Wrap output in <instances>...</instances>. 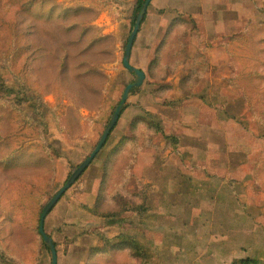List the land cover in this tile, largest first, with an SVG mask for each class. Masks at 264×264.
I'll list each match as a JSON object with an SVG mask.
<instances>
[{"label":"rangeland","instance_id":"1","mask_svg":"<svg viewBox=\"0 0 264 264\" xmlns=\"http://www.w3.org/2000/svg\"><path fill=\"white\" fill-rule=\"evenodd\" d=\"M53 1L88 8L89 11L75 15L82 25L97 13L90 25L102 35L115 38L113 44L106 41L86 53L82 44H69L76 35L64 36L58 20L47 18L43 7L29 9L23 15L14 13L9 4L0 0V9L6 10L8 19L16 15L27 33L20 41L28 47L21 78L29 82L36 95L43 92L38 97L50 111L46 118L35 113V99L14 105L22 115L21 121L11 110L7 111L0 119V134H16L23 123L24 131H32L30 121L46 124L57 164L52 189L55 193L89 155L104 130L96 122L103 100L99 110L80 109L81 132L74 138L64 134L65 108L72 107L76 112L75 107L82 104L83 98L79 88H85V83L86 94H91L96 86L104 95L110 90L119 92L133 79L130 73L121 71L120 62L129 23L140 9H136V0ZM176 10L193 15L197 25L172 33L168 51H173L174 57L168 52L167 59H162L157 48L170 21L179 17ZM73 17L70 14L62 22L68 25ZM261 22L264 0H151L140 22L130 62L167 87L151 94L150 85H144L145 76L144 86L131 91L128 108L79 182L46 216V233L56 241L59 264H84L89 250L98 244L95 235L85 233L90 231L108 237L120 232L132 236L146 254L145 264H232L241 258H264V43L263 50L255 54L250 41H233L227 47L224 39L235 34L243 37ZM260 36L264 37V32ZM153 38L156 42L150 53L144 47ZM1 46L8 51L13 44L8 41ZM64 51L68 52L69 72L60 77L57 71ZM111 52L113 61L109 60ZM6 57L0 52V61ZM83 59L90 60L109 81L73 79L72 68ZM174 64V70L166 75L165 71ZM196 65L200 72L180 86V80ZM250 75L256 77L253 83L248 80ZM241 93L247 98L240 100ZM12 101L11 97L6 99ZM3 110L0 107V113ZM142 110L156 116L161 132L153 146L140 148L132 157L134 174H129L126 190L137 194L143 187L147 191V213L97 218L89 209L98 192L99 168L119 138L127 133L131 119L144 116ZM72 132H79L75 124ZM38 173L0 170V187L11 183L16 175L30 178ZM168 191L172 192L171 197L166 196ZM106 208L115 209L111 205ZM21 235L20 225L13 228L0 223V246L8 253ZM65 239L70 243H65ZM49 258L50 254H44L40 264H50Z\"/></svg>","mask_w":264,"mask_h":264},{"label":"trees","instance_id":"2","mask_svg":"<svg viewBox=\"0 0 264 264\" xmlns=\"http://www.w3.org/2000/svg\"><path fill=\"white\" fill-rule=\"evenodd\" d=\"M3 1L9 4L14 13L23 15H26L29 9L43 7L47 18L51 20L55 18L58 20V28L64 36L76 35V38L71 40L69 44L71 46L82 44L83 52L90 53L93 48L103 46L102 44L106 41L112 44L115 41L113 35H102L98 29L90 25V22L97 13H94V16L88 19V24L85 22V24L82 25L78 20H75V15H78L79 11H89L88 8H77L75 6L72 7V5L63 6L60 3H55L53 0ZM144 1L145 0L135 1L137 10L142 7ZM175 13H179V17H173L170 21L165 37L157 48V51L160 52L159 56L162 59H167L166 56L169 52L168 47H170L169 39L172 33L176 32L179 28H186L187 26L195 27L197 25V21L193 15L178 11H175ZM70 14L74 17L72 22L67 25L62 21ZM134 22L135 19L130 21L126 38H128L131 32ZM91 31L92 34H89ZM190 32L191 29L189 33ZM262 32H264V22L259 23L255 27H251L243 37H238L237 34L224 37L226 40L225 46L228 47L233 41L246 40L250 41V43L255 46V54H259V52L263 50L261 44L264 43V37L260 36ZM11 34L12 36L10 37ZM26 36L27 33L24 31L22 22L17 19V16L13 15L12 20H9L6 10L0 9V52L7 55L6 58L0 61V107L4 108L0 113V119L3 118V114L11 110L18 116V121L20 122L22 115L14 105L19 106L32 99L37 101L36 107L32 109L35 113L42 114L43 117L46 118L50 112L49 108L44 106L41 98L38 97L39 95H43V92L36 95L30 89L29 82L21 78V68L26 60L24 59V54L26 53L25 49L28 47L22 45L20 41H23ZM175 40L177 39L173 41L176 42ZM8 41L12 43L13 46L8 51H5V47L1 46V44L3 42L7 44ZM181 46H184V44H181ZM110 54L109 60H115L113 52ZM174 54L173 51L169 52L171 57H174ZM197 58L198 57H196V59ZM59 60L57 75L64 77L69 72L68 52L64 51ZM20 63L21 66L19 67ZM130 65L133 66L131 62ZM174 68L175 64L170 67V71H165V74H170ZM120 69L129 74L122 66V61L120 62ZM72 70L75 71L73 79L79 82H81L82 77L91 80L105 78L107 82L109 81V77L100 72L94 64L87 59L81 60ZM200 70L196 65L192 70L188 71L187 76L180 80V86L184 84L185 80L197 75ZM144 74L146 76L144 85H150L151 94L167 87L165 83L156 82L154 79L150 78L147 73ZM255 79L256 77L253 75H250L248 78L250 83H253ZM131 82H133L132 78L127 84ZM84 86L85 88H79L83 98L82 104L75 107L76 112L73 113L72 107L67 106L65 108L63 114L65 120V136L74 138L79 135L81 132L80 109H87L89 111L99 110L102 100L104 101V106L99 112L96 122L102 129H105L110 117L120 103L121 93L123 92L121 90L125 87H122L119 92L110 90L102 95L101 90H97L98 87L94 85V88L91 89V94H86L88 87L86 83ZM133 90L134 89L131 91ZM8 97H11L13 101L6 102ZM245 98H247V96L241 93L239 99L243 100ZM128 106L129 101L127 100L118 121L121 119ZM77 111L79 116L77 115ZM142 113L144 116L131 119L127 133L119 138L99 168L98 192L92 208L89 209L90 214L97 218H119L126 212H134L138 215L147 213V191L143 187H141V190L137 194L129 193L126 190L129 174H131L132 171L134 174V169L131 165L132 157L134 159L136 152L139 151L140 148H150L153 146L152 142L156 140L159 132H161V127H159L156 121V116L146 110H142ZM29 123L33 125L32 131H24L26 123H23L21 126L17 127L18 131L16 134H0V170L2 172L8 173L13 170L40 171L38 175H34L30 178L16 175L11 183L0 187V223H8L9 227L13 228H18L20 225L22 229V235L15 240V245H11L14 252L8 253L5 247L0 246V264H5V261L11 264H40L44 254L48 255L50 251V249L45 246L39 234V218L45 204L61 187L55 193L52 192L57 164L55 158L52 156L53 146L48 139V133H46V124L38 121H30ZM74 124L79 130L76 134L72 132ZM261 137L264 139V133ZM98 141L97 138L91 151L95 148ZM79 178L75 181V184L79 182ZM261 190L264 189L261 188ZM64 195L65 193L63 196ZM44 200H46L45 203H43ZM59 201L54 208L59 204ZM107 205H111L115 209L107 210ZM44 231L46 233L45 223ZM85 233L88 235H95L98 239V244L95 248L89 250L84 264H145L147 262L146 254L137 246L136 239L125 234V232H120L111 237L93 231ZM9 234L12 236L11 230ZM47 234L51 237L53 243H55L54 245L58 255L56 241L53 239L52 234ZM65 243H70V241L65 239ZM49 263L51 264L50 258ZM57 264H59V262H57ZM232 264H264V258H241L233 260Z\"/></svg>","mask_w":264,"mask_h":264},{"label":"water","instance_id":"3","mask_svg":"<svg viewBox=\"0 0 264 264\" xmlns=\"http://www.w3.org/2000/svg\"><path fill=\"white\" fill-rule=\"evenodd\" d=\"M151 0H145L142 7L139 10V13L135 19L134 26L127 38V42L124 48L123 57H122V66L124 69H126L132 76H133V82L127 84L123 92L121 94L120 103L115 109L114 113L110 117L105 129L102 132V135L96 144L95 148L89 153V155L74 169V171L70 174V176L67 178V180L64 182L62 187L49 199V201L45 204L43 207V210L40 214L39 218V234L41 235L43 242L45 246H47L50 251V259L51 264H57V253L55 249V245L51 239V237L45 233L44 231V220L46 216L52 211V209L55 207L56 203L59 201V199L63 196V194L75 183V181L83 174V172L88 168V166L92 163V161L95 159L99 151L103 148L105 145L111 131L115 127L119 116L121 114V111L123 107L126 104L127 98L131 92L132 89L140 87L144 80H145V74L142 70L137 69L130 65V54L132 45L134 42V39L138 33L140 22L143 18V16L146 13L147 7L150 4Z\"/></svg>","mask_w":264,"mask_h":264},{"label":"crops","instance_id":"4","mask_svg":"<svg viewBox=\"0 0 264 264\" xmlns=\"http://www.w3.org/2000/svg\"><path fill=\"white\" fill-rule=\"evenodd\" d=\"M177 11V10H176ZM140 27V26H139ZM139 33H137V35H136V37H135V39L139 36L138 35ZM156 42V39H152L151 40V42H148L146 45H145V51H149L150 53L152 52V50H153V47H154V43ZM134 43V42H133ZM133 46V45H132ZM132 50V49H131ZM214 193L216 194V191L214 190ZM166 196H168V197H171L172 196V192L171 191H168L167 192V194H166ZM171 203H173V201L172 202H168L167 203V206H168V204L170 205ZM158 211H161V209H159ZM163 211V210H162Z\"/></svg>","mask_w":264,"mask_h":264}]
</instances>
